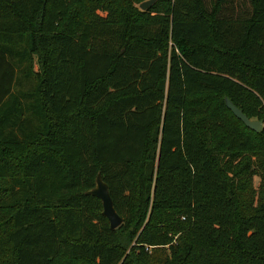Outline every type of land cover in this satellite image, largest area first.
Here are the masks:
<instances>
[{"label":"trees","instance_id":"16d2710c","mask_svg":"<svg viewBox=\"0 0 264 264\" xmlns=\"http://www.w3.org/2000/svg\"><path fill=\"white\" fill-rule=\"evenodd\" d=\"M143 1L0 0V264H264V0Z\"/></svg>","mask_w":264,"mask_h":264},{"label":"water","instance_id":"95a60500","mask_svg":"<svg viewBox=\"0 0 264 264\" xmlns=\"http://www.w3.org/2000/svg\"><path fill=\"white\" fill-rule=\"evenodd\" d=\"M155 0H145L139 4V8L144 10L151 6ZM225 104L228 109L231 110V112L235 115L236 118L241 120L244 125L253 130V131H260L263 127L262 120L257 119H250L248 118L241 109L236 107L228 98H225ZM86 194L92 195L100 199L102 204V213L105 215V217L109 221V226L111 229L117 228L122 223V218L118 215L116 212L112 199L109 194L108 186L103 181L100 173H97L95 177V186L88 190Z\"/></svg>","mask_w":264,"mask_h":264},{"label":"rangeland","instance_id":"374dc122","mask_svg":"<svg viewBox=\"0 0 264 264\" xmlns=\"http://www.w3.org/2000/svg\"><path fill=\"white\" fill-rule=\"evenodd\" d=\"M74 12H75V9H72L71 12H70V14L67 16L66 22H68V21L70 20L71 15H72ZM71 22H72V20H71ZM208 105L210 106V108H213V107L215 106V101H212V100H210V102L208 101ZM226 113H227V112H226ZM227 120L232 121L233 118H231L230 116H227ZM253 159H254V158H252V160H253ZM240 160H241V163H240V166H241V165H243V163L246 162L247 160L250 161V157H249V156H248V157H242ZM258 186H259V178H258L257 176H255V177L253 178V188L257 191V190H258ZM6 214H7V212H4V213H3V215H6ZM1 221H3V220L0 219V222H1ZM174 238H175V237H174Z\"/></svg>","mask_w":264,"mask_h":264}]
</instances>
